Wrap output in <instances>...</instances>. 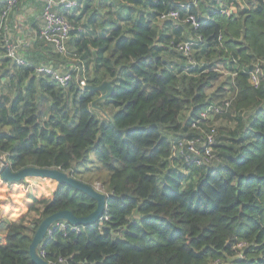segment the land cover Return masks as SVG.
<instances>
[{"label":"trees","instance_id":"obj_1","mask_svg":"<svg viewBox=\"0 0 264 264\" xmlns=\"http://www.w3.org/2000/svg\"><path fill=\"white\" fill-rule=\"evenodd\" d=\"M193 2L58 7L73 27L70 57L38 36L72 73L68 85L38 74L39 64L7 57L6 39H13L0 31V157L15 173L59 169L107 195L103 220L46 236L39 254L48 262L264 264V0ZM6 8L0 1V21ZM177 11L179 20L164 18ZM190 15L198 28L186 21ZM181 25L192 38L177 35ZM165 26L174 32L166 34ZM188 41L190 57L177 48ZM108 80L114 94L99 104L104 115L92 107L100 94L85 85ZM213 105L219 112L202 118ZM211 130L212 162H186L179 141L198 140L205 152ZM42 181L43 195L30 197L24 216L0 214V264H36L30 246L47 217L96 210L85 193ZM31 186L0 175V204L3 190Z\"/></svg>","mask_w":264,"mask_h":264},{"label":"built area","instance_id":"obj_2","mask_svg":"<svg viewBox=\"0 0 264 264\" xmlns=\"http://www.w3.org/2000/svg\"><path fill=\"white\" fill-rule=\"evenodd\" d=\"M20 0H4L7 4L6 10L3 12L1 21H0V31H8V16L13 10ZM43 2V21L44 24L40 29V37L47 44L52 46L55 51L64 57H70L68 42L71 36V31L73 29L72 24L69 22L68 18L61 15L58 12V7L62 6L67 9L75 8L79 2H84L87 0H41ZM205 0H194L193 4L196 5L199 2H203ZM190 5H187L189 7ZM170 18L174 21L180 19V13L172 12L169 15L164 16V18ZM188 23L192 24L195 28L200 26L197 18L193 15L188 16ZM10 38V37H9ZM194 47V42L188 41L185 43H181L177 46L178 51L183 53L185 56L190 57L192 49ZM6 55L15 61L18 65L26 66L29 65V59H27L25 48L23 42L21 41H10L6 39ZM37 73L41 75H48L56 80L59 84L68 85L70 81L73 79L72 73L68 71H63L59 68H56L52 65L42 64L37 66ZM261 74L260 70H257L255 74H253L252 82L257 85L259 82V75ZM86 86V85H85ZM1 96V91H0ZM212 112H219V108L216 105L210 106L206 111H204L201 115L202 118L206 119L210 116ZM215 142V130H211V132L206 137L205 144V152H201L200 144L201 142L196 141H179L178 147L185 156V160L188 163H195L198 166L209 165L213 159V145ZM188 151V153H186ZM97 189L104 192L105 191L97 184ZM103 220V217L101 218ZM105 220H108L106 217ZM71 227L72 230L79 231L78 226H73L67 222H57L54 226H52L47 233V237H51L53 232L56 229H67ZM243 245L242 243L239 244ZM41 255V254H40ZM42 256H45L42 254ZM64 264V260L61 261Z\"/></svg>","mask_w":264,"mask_h":264},{"label":"water","instance_id":"obj_3","mask_svg":"<svg viewBox=\"0 0 264 264\" xmlns=\"http://www.w3.org/2000/svg\"><path fill=\"white\" fill-rule=\"evenodd\" d=\"M85 89L100 94L99 98L92 104V107L104 115H107V112L101 109L99 104L107 101L113 96L114 87L112 82L108 80L97 87L85 86ZM0 175L2 179L8 183H18L29 178H48L57 181L59 184H65L81 191L97 201L96 210L87 217L78 218L70 211H61L47 217L41 223L30 246V255L33 262L36 264H52L48 262L44 256L39 254V247L44 243L48 230L57 222H67L73 226H89L99 222L105 213L107 195L104 192L98 190L95 185H90L80 181L59 169L26 168L15 173L0 157Z\"/></svg>","mask_w":264,"mask_h":264},{"label":"crops","instance_id":"obj_4","mask_svg":"<svg viewBox=\"0 0 264 264\" xmlns=\"http://www.w3.org/2000/svg\"><path fill=\"white\" fill-rule=\"evenodd\" d=\"M3 2L4 0H0ZM43 2L41 0H22L11 10L8 16V31L10 37L15 41H21L26 46V58L29 61L41 65H54L64 71L63 64L56 59V54L44 43H40L38 32L40 31L43 21ZM163 30L166 34L173 33L170 26H165ZM178 36L183 39H190L191 30L185 25L176 27ZM189 31V32H188ZM186 41V40H185ZM35 58V61L32 60ZM68 65V64H67ZM68 71V70H65Z\"/></svg>","mask_w":264,"mask_h":264},{"label":"rangeland","instance_id":"obj_5","mask_svg":"<svg viewBox=\"0 0 264 264\" xmlns=\"http://www.w3.org/2000/svg\"><path fill=\"white\" fill-rule=\"evenodd\" d=\"M189 32V31H188ZM177 61L180 63V59L177 56ZM223 125V122L220 121L218 123V127H221ZM91 157L94 161H96V157L94 153L91 154ZM91 172L88 174L90 175ZM43 178L33 179L29 178L27 179L31 183L30 190H27L26 188H9L3 190V195L1 198V204H0V214H2L4 217L7 216L11 219L17 220L24 216L26 212L28 211L30 204L32 203V199H30L31 196H40L44 193V181H42ZM97 186V184L95 185ZM7 211H10L9 214H7Z\"/></svg>","mask_w":264,"mask_h":264}]
</instances>
